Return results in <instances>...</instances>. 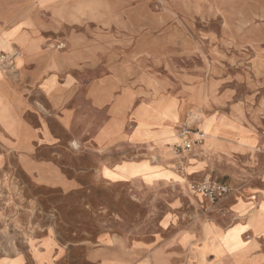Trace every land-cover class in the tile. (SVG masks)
I'll use <instances>...</instances> for the list:
<instances>
[{
  "label": "rangeland",
  "instance_id": "1",
  "mask_svg": "<svg viewBox=\"0 0 264 264\" xmlns=\"http://www.w3.org/2000/svg\"><path fill=\"white\" fill-rule=\"evenodd\" d=\"M24 1L37 6L40 35L74 38L94 53L98 66L80 81L113 67L130 82L147 79L153 98L178 93L185 101L180 111L176 97L163 96L134 111L137 135L153 133L146 122L175 136L165 145L174 156V184L153 187L145 199L126 183L85 173L96 156L51 122L55 144L40 146L35 160L53 161L66 178L86 185L69 189L20 171L1 173L0 264H251L256 257L264 264V201L244 195L264 176V0ZM14 38L0 32L8 44ZM55 47L67 48L64 42ZM184 124L205 134L192 152L175 147ZM236 124L242 131L231 146L216 147L221 127ZM206 181L225 183L230 191L213 201L196 189ZM237 196L234 208L247 220L241 235L247 229L263 234L245 233L239 248L223 239L236 223L227 202ZM166 213H172L168 223ZM163 244L171 249L159 250ZM222 251L223 257L216 254Z\"/></svg>",
  "mask_w": 264,
  "mask_h": 264
},
{
  "label": "crops",
  "instance_id": "2",
  "mask_svg": "<svg viewBox=\"0 0 264 264\" xmlns=\"http://www.w3.org/2000/svg\"><path fill=\"white\" fill-rule=\"evenodd\" d=\"M37 11V6L24 0L0 5V32L15 34L10 44L0 39V54H9L14 64L10 68L0 63V174L10 170L19 174L20 171L40 184L69 189L86 185L84 179L66 178L61 167L53 161L40 164L35 160L40 146L55 144L57 137L50 124L58 122L70 134V140L78 141L85 153L96 156L95 164L86 167L85 173L112 184L126 183L140 199L150 195L153 187L173 186L175 173L171 164L174 156L165 145L175 136L172 137L168 129H155L156 126L148 136L137 135L134 111L141 105L151 108L163 96L166 100L176 97L181 111L185 100L182 101L178 93H162L153 98L152 85L147 79L138 77L130 82L113 67L108 71L101 68L96 77L80 81V75L98 66L94 53L74 38L50 39L40 35L41 21L36 18ZM60 42L65 43V50L56 49ZM20 57H23L21 64ZM159 90L169 91L163 87ZM90 113H96L91 120ZM171 127L176 132L175 127ZM241 131L238 125L221 127L215 146H231L232 139ZM12 157L16 163L10 162ZM254 194V201H264V176L260 179V187H248L244 192L245 196ZM237 199L238 196L227 202L229 213L236 220L234 225L246 224L247 220L243 223L240 211L234 208ZM171 215L163 216L165 223L173 219ZM248 232L254 236L263 235H255L247 229L242 232V238ZM158 249L171 248L163 244ZM223 251L216 254L222 256ZM172 257L167 256V259ZM262 261V257H256L250 263Z\"/></svg>",
  "mask_w": 264,
  "mask_h": 264
},
{
  "label": "built area",
  "instance_id": "3",
  "mask_svg": "<svg viewBox=\"0 0 264 264\" xmlns=\"http://www.w3.org/2000/svg\"><path fill=\"white\" fill-rule=\"evenodd\" d=\"M0 62L6 67L12 65L6 53L0 55ZM180 138L182 142H175L177 150L192 152L193 147L203 144L205 141V134L199 129L198 131H193L189 125H185L180 132ZM196 189L213 201L223 198L230 191V187L227 184L211 181L199 184Z\"/></svg>",
  "mask_w": 264,
  "mask_h": 264
},
{
  "label": "bare ground",
  "instance_id": "4",
  "mask_svg": "<svg viewBox=\"0 0 264 264\" xmlns=\"http://www.w3.org/2000/svg\"><path fill=\"white\" fill-rule=\"evenodd\" d=\"M61 14V13H60ZM175 101H172V102H169V103H167L166 105H165V107H166V110H169V108L171 107H173V106H175ZM145 116V115H144ZM143 116V117H144ZM141 121H143V119L141 118ZM140 124V123H139ZM138 124V125H139ZM141 125V124H140ZM150 125V126H149ZM160 126H162V125H158V126H156L155 127V125L152 123H149V124H147L146 122H144V124H143V127L145 128V129H147V133H149L150 134V131H151V129L150 128H152V127H155V128H158V127H160ZM216 127V126H215ZM219 127V126H218ZM138 128H139V126H138ZM137 129V128H136ZM219 129V128H218ZM145 131V130H144ZM212 131V130H211ZM214 131V130H213ZM219 132V130L217 131V133ZM146 134V133H145ZM216 137V136H215ZM242 144V143H241ZM74 145H76V142H75V144ZM138 168V167H137ZM246 227V226H245ZM240 229H243V227L240 225V224H236V225H233L232 227H230L226 232H225V236H224V240H225V243H226V245H233L234 247H236V248H239V247H241L242 245H243V240H242V236L241 235H239V230ZM223 236V235H222ZM10 259V258H9ZM4 260V259H3Z\"/></svg>",
  "mask_w": 264,
  "mask_h": 264
}]
</instances>
